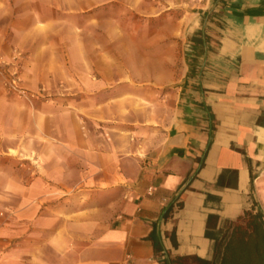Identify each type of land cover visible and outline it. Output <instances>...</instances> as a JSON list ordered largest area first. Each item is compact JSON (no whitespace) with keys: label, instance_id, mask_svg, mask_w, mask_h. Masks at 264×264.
<instances>
[{"label":"crops","instance_id":"0c3cea01","mask_svg":"<svg viewBox=\"0 0 264 264\" xmlns=\"http://www.w3.org/2000/svg\"><path fill=\"white\" fill-rule=\"evenodd\" d=\"M102 3L0 0V71L50 95L0 72V264H221L264 215V0H206L136 36ZM99 11L104 36H82Z\"/></svg>","mask_w":264,"mask_h":264},{"label":"rangeland","instance_id":"374dc122","mask_svg":"<svg viewBox=\"0 0 264 264\" xmlns=\"http://www.w3.org/2000/svg\"><path fill=\"white\" fill-rule=\"evenodd\" d=\"M87 1L88 0H82V5L84 3L87 4ZM102 1H103L102 4L97 5V9H101V8L103 9L105 4H107V5L112 4L113 5V7H112L113 14L112 15L114 17L115 16H119V17L122 16L123 18L125 17L124 19H127L129 22L130 36H136L137 34H139L142 31H151L150 29H152V27H154V26L157 28L162 27L163 25H166L169 21H173L176 19H177V21L181 20V22H184L187 19L189 21L191 16L197 14V12L199 10H201L200 9L201 7L199 5L204 4L206 0H139V4L142 3V5L145 6V8H144L145 13L141 12L140 10H138L139 12L136 11L137 9L133 7L134 5H133V2H131L132 0H129L130 6H128V7L124 6L123 8L120 4V1L112 0V1H109L106 3V0H100V2H102ZM178 4H180V7H177V6H179ZM154 6L155 7L160 6L163 9L162 14L153 15V13L157 12V9L152 8ZM173 12H176V13L174 14ZM109 15H110V13L106 14V13H104V11H99L97 14H95L92 19L96 21V24L98 25V27L96 29H88V28L82 29L80 31L82 36H88L90 33L92 36H96L98 39L100 37H103L105 30L103 29V27L102 28L99 27V26H101L100 22L101 21L103 22L105 20V18L108 17ZM87 20L88 19L83 20V17H82V22L86 23ZM95 47L97 48L98 51H101L102 53L105 52V47L110 48L109 45L105 46L104 43L97 44ZM131 48H136V46L130 45V49ZM112 49H113V68L119 69V71H120L121 70V61L117 60L118 54H115V53H117L116 46H112ZM24 53L25 52L23 50H21L20 48L16 49V55L20 54L19 56H21V55L23 56ZM148 53H154V50H153V52L149 51ZM149 55H153V54H149ZM176 63L179 66L181 64V61H177ZM19 70H20V77L22 79V83L29 90V87H27V85L25 83L23 74L21 72V68H19ZM99 78H100L99 72L94 70V73L92 74L91 79L93 80V82H99L98 81ZM31 92H34V91L31 90ZM99 93L100 92L94 93V94L96 96V95H99ZM36 94H37L36 97L32 98V100H35V99L46 100V99L50 98V95L39 96L38 93H36ZM43 95H44V92H43ZM147 95H149V94H147ZM163 95H165V94H162V96ZM114 97H115V99H117V98L119 99L121 97V95L119 94L118 96H114Z\"/></svg>","mask_w":264,"mask_h":264},{"label":"trees","instance_id":"16d2710c","mask_svg":"<svg viewBox=\"0 0 264 264\" xmlns=\"http://www.w3.org/2000/svg\"><path fill=\"white\" fill-rule=\"evenodd\" d=\"M221 264H264V215L246 212L225 243Z\"/></svg>","mask_w":264,"mask_h":264},{"label":"built area","instance_id":"2783aa9c","mask_svg":"<svg viewBox=\"0 0 264 264\" xmlns=\"http://www.w3.org/2000/svg\"><path fill=\"white\" fill-rule=\"evenodd\" d=\"M20 54L16 55L19 57ZM1 75L3 79L4 88L13 94H16L19 97L25 98L27 100H32V98L36 97L35 92L29 91L22 83V79L20 77V70L17 66H13V68L6 72L1 70Z\"/></svg>","mask_w":264,"mask_h":264},{"label":"bare ground","instance_id":"6f19581e","mask_svg":"<svg viewBox=\"0 0 264 264\" xmlns=\"http://www.w3.org/2000/svg\"><path fill=\"white\" fill-rule=\"evenodd\" d=\"M246 20V19H245ZM247 21V20H246ZM245 22V21H244ZM249 28V27H248ZM229 32V31H228ZM233 35V34H232ZM231 36V35H230ZM232 37H230V39H231ZM225 39V38H224ZM239 39V38H238ZM227 40V39H226ZM232 41V40H231ZM234 41V40H233ZM232 41V42H233ZM236 41V40H235ZM229 42V41H228ZM233 44V43H232ZM236 44V43H235ZM247 47V46H246ZM243 49V48H242ZM256 49V48H255ZM233 50H235V49H233Z\"/></svg>","mask_w":264,"mask_h":264}]
</instances>
